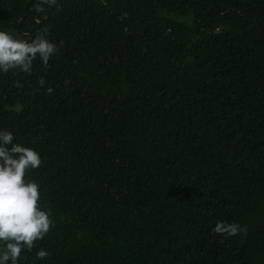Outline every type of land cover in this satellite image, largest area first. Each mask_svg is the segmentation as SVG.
Segmentation results:
<instances>
[{"label":"trees","instance_id":"16d2710c","mask_svg":"<svg viewBox=\"0 0 264 264\" xmlns=\"http://www.w3.org/2000/svg\"><path fill=\"white\" fill-rule=\"evenodd\" d=\"M36 2L0 0V31L59 46L0 71L55 220L19 264H264V0Z\"/></svg>","mask_w":264,"mask_h":264},{"label":"clouds","instance_id":"9594fccd","mask_svg":"<svg viewBox=\"0 0 264 264\" xmlns=\"http://www.w3.org/2000/svg\"><path fill=\"white\" fill-rule=\"evenodd\" d=\"M44 5L59 8L57 0H37L34 10L42 12ZM48 34V28L44 27L28 41L20 39L19 34L0 31V71L31 73L37 58L47 68L50 58L59 51V46L47 38ZM39 84L43 87L45 81L41 79ZM47 92L51 94L53 89L49 87ZM13 140L11 132L0 131V264H19L22 253L31 252L36 242L42 241L55 226L51 209L45 210L40 203V184L25 178L26 174L41 167V155ZM213 232L225 238L247 236L248 228L237 223L218 222ZM36 255L45 259L50 253L42 249Z\"/></svg>","mask_w":264,"mask_h":264}]
</instances>
